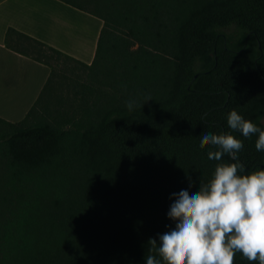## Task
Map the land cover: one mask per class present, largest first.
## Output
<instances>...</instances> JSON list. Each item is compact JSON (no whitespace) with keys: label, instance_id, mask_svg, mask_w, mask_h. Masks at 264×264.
<instances>
[{"label":"trees","instance_id":"trees-1","mask_svg":"<svg viewBox=\"0 0 264 264\" xmlns=\"http://www.w3.org/2000/svg\"><path fill=\"white\" fill-rule=\"evenodd\" d=\"M58 1L103 27L91 65L6 32V47L50 76L21 122L0 119V264H146L149 240L175 227L173 193L198 192L218 164L264 169L258 134L227 124L236 110L264 130V0ZM49 56L106 80L80 86L71 116L49 108ZM204 132L242 140L238 160L208 159L218 149L200 147Z\"/></svg>","mask_w":264,"mask_h":264},{"label":"clouds","instance_id":"clouds-1","mask_svg":"<svg viewBox=\"0 0 264 264\" xmlns=\"http://www.w3.org/2000/svg\"><path fill=\"white\" fill-rule=\"evenodd\" d=\"M129 99L127 108L133 110ZM228 127L244 138L258 134L256 150L264 151V130L232 110ZM215 147L208 159L219 161L224 155L238 160L242 140L232 134L201 135L200 147ZM242 163L216 166L213 178L202 181L200 190L173 193L174 203L168 212L175 227L149 240L146 264H234L237 253L250 262L264 264V169L244 173ZM191 186V185H190ZM159 255L158 260L152 253Z\"/></svg>","mask_w":264,"mask_h":264},{"label":"crops","instance_id":"crops-1","mask_svg":"<svg viewBox=\"0 0 264 264\" xmlns=\"http://www.w3.org/2000/svg\"><path fill=\"white\" fill-rule=\"evenodd\" d=\"M101 20L58 0H0V119L21 122L39 99L49 67L8 49L9 28L91 65Z\"/></svg>","mask_w":264,"mask_h":264},{"label":"rangeland","instance_id":"rangeland-1","mask_svg":"<svg viewBox=\"0 0 264 264\" xmlns=\"http://www.w3.org/2000/svg\"><path fill=\"white\" fill-rule=\"evenodd\" d=\"M105 47L106 45H104L103 49H105ZM47 60L51 62L53 66H55L54 68L57 73V75H55L57 76V82L55 81V85L54 83L51 85V88L53 87L54 90H56V94L54 95V99L49 106L55 116L57 115V112H60L61 110H63V112L69 111V115H72L71 112L75 111L72 109V106L77 107L81 102V95L77 94L78 92L83 91L84 87H80L81 85L85 86L95 84V87H98L102 81H106L102 75L99 76L100 78L98 79L91 78L92 76L90 75L93 74L95 70L92 72V70H89L85 67H75L73 64H70L69 61H66L63 58L55 59V57L49 56L47 57ZM76 84H78L79 87H76ZM102 89L108 91L106 86H104ZM85 96L88 99L86 94ZM46 118L47 120H53V118ZM5 178V172L3 168L0 167V191L3 189V182H5ZM3 195L5 194H0V198Z\"/></svg>","mask_w":264,"mask_h":264}]
</instances>
